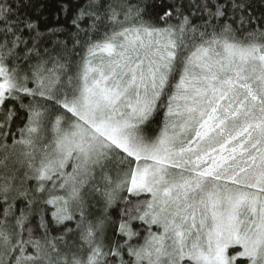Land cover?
<instances>
[{
  "label": "snow or ice",
  "instance_id": "1",
  "mask_svg": "<svg viewBox=\"0 0 264 264\" xmlns=\"http://www.w3.org/2000/svg\"><path fill=\"white\" fill-rule=\"evenodd\" d=\"M0 264H264V0H0Z\"/></svg>",
  "mask_w": 264,
  "mask_h": 264
}]
</instances>
